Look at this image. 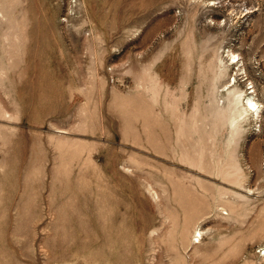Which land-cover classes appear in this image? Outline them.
Instances as JSON below:
<instances>
[{
    "label": "rangeland",
    "instance_id": "374dc122",
    "mask_svg": "<svg viewBox=\"0 0 264 264\" xmlns=\"http://www.w3.org/2000/svg\"><path fill=\"white\" fill-rule=\"evenodd\" d=\"M0 264H264V0H0Z\"/></svg>",
    "mask_w": 264,
    "mask_h": 264
},
{
    "label": "bare ground",
    "instance_id": "6f19581e",
    "mask_svg": "<svg viewBox=\"0 0 264 264\" xmlns=\"http://www.w3.org/2000/svg\"><path fill=\"white\" fill-rule=\"evenodd\" d=\"M204 16V15H203ZM248 106L249 108L256 114H258L259 112V107L257 105V103H255L253 100L249 99L248 101Z\"/></svg>",
    "mask_w": 264,
    "mask_h": 264
}]
</instances>
